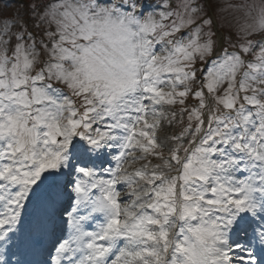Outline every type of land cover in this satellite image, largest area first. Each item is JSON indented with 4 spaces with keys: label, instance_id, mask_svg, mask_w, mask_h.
Listing matches in <instances>:
<instances>
[{
    "label": "snow or ice",
    "instance_id": "1",
    "mask_svg": "<svg viewBox=\"0 0 264 264\" xmlns=\"http://www.w3.org/2000/svg\"><path fill=\"white\" fill-rule=\"evenodd\" d=\"M0 264H264V0L0 7Z\"/></svg>",
    "mask_w": 264,
    "mask_h": 264
},
{
    "label": "rangeland",
    "instance_id": "2",
    "mask_svg": "<svg viewBox=\"0 0 264 264\" xmlns=\"http://www.w3.org/2000/svg\"><path fill=\"white\" fill-rule=\"evenodd\" d=\"M217 2L222 5L223 3L229 2V0H217ZM230 2L234 3V4H238V3L243 2V0H230ZM247 2L248 3H252L253 0H247ZM255 2L257 4H259L260 0H255ZM5 3H12V0H0V7H2ZM225 15H228V13H225ZM197 67H202V66L198 64ZM187 99H188L189 106H191L192 104L195 103V101H194V99L192 97H188ZM164 107H165L166 110L170 111L173 106L165 105ZM174 107H176L178 109L179 105H176ZM177 119H179V116L177 117ZM184 121L185 122L187 121V115L186 114H185V117H184ZM179 128H180V125L169 126L167 121L165 120V121L162 122V126L157 129V135L159 137H161V138H163L165 135H169L170 136L172 133L178 132Z\"/></svg>",
    "mask_w": 264,
    "mask_h": 264
}]
</instances>
